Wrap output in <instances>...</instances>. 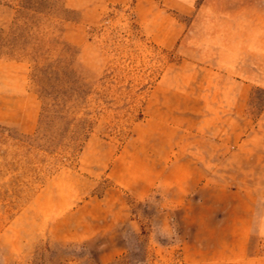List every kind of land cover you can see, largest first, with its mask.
<instances>
[{
    "label": "crops",
    "instance_id": "1",
    "mask_svg": "<svg viewBox=\"0 0 264 264\" xmlns=\"http://www.w3.org/2000/svg\"><path fill=\"white\" fill-rule=\"evenodd\" d=\"M113 1L131 3L140 33L179 56L178 70L187 82L179 91L165 90L171 106L148 105L156 114L134 124L131 138L111 158L107 146L89 137L77 169L58 170L42 182L20 212L21 234L11 243L14 259L27 264L46 240L58 247L83 246L98 263H110L126 252L135 224L126 203L131 197L152 199L163 212L185 213V264H256L247 253L253 195L213 185L189 136L217 130L219 101L229 98L227 90H235L234 101L245 100L252 89L264 90V0ZM216 75L225 78L226 90L216 89ZM0 81V124L32 134L38 105L24 65L0 62ZM101 150L104 162L96 159ZM102 179L110 185L98 196L94 189Z\"/></svg>",
    "mask_w": 264,
    "mask_h": 264
},
{
    "label": "rangeland",
    "instance_id": "2",
    "mask_svg": "<svg viewBox=\"0 0 264 264\" xmlns=\"http://www.w3.org/2000/svg\"><path fill=\"white\" fill-rule=\"evenodd\" d=\"M37 1L54 5L51 13L57 18L37 16V27L26 36V44L8 47L7 43L18 39L16 34L28 32V21H35L21 14V27L14 31L16 2L0 0V62L24 65L28 89L38 105L36 131L42 107H47L49 120L54 118L50 105L62 81H66L63 73L69 74L65 69L66 57L60 54L75 56L82 71L81 94L76 107L70 109L76 119L71 131L81 139L80 122L89 124L87 139L92 137L107 146L111 158L131 138L134 124L143 122L147 113L156 114L155 107L149 109L148 105L173 104L165 90L179 91L187 82L178 70L180 58L155 46L140 33L130 2ZM29 45L39 52L35 54ZM6 70L11 72L12 68ZM214 81L217 90H226L223 76L216 75ZM3 83L0 81V89ZM156 88L158 95L153 94ZM228 91L229 98L224 93L226 98L219 101L222 115L217 130L190 135L191 150L209 168L213 185L253 195L247 253L259 260L256 264H264V90L252 89L243 101L231 100L235 90L231 88L227 94ZM233 107L241 109L242 114H234ZM236 123L242 124L240 130L225 131ZM35 131L22 134L14 127L0 124V264H19L11 243L14 236L21 234L20 212L26 210L28 200L47 177L58 170L77 169L87 140L79 153L70 149L77 143H64L47 154L26 144L27 137ZM106 156L101 150L96 159L104 162ZM109 185L107 179L100 180L94 194L101 195ZM126 203L135 221L133 230L127 233L126 252L106 264H185V213L163 212L152 199L127 197ZM33 253L27 264H100L80 245L58 247L42 240Z\"/></svg>",
    "mask_w": 264,
    "mask_h": 264
},
{
    "label": "trees",
    "instance_id": "3",
    "mask_svg": "<svg viewBox=\"0 0 264 264\" xmlns=\"http://www.w3.org/2000/svg\"><path fill=\"white\" fill-rule=\"evenodd\" d=\"M15 2L17 7V16L15 17L14 22L12 23V29L14 31H19L21 27L19 26V22L21 18H24L20 16L21 14L29 16V20L32 19L36 23L27 20L28 24L30 25L28 32H23L25 36L22 33L16 34V38L18 37V39H14L13 41L7 43L8 47H15V45L17 44H26V36L30 33L31 29L37 27V16L47 15L49 17L57 18L51 13L55 7L54 5H45L37 0H15ZM23 25L26 24L23 22ZM28 48L31 49L35 54L39 52L36 48L34 49L33 47H31V45H29ZM21 49L23 50L25 48L21 47ZM61 56L66 57L65 69L69 74L65 75L63 73V77L66 79V81H62V87H59V91L55 96V99H53L52 105H50L51 108L54 109L53 111L55 116L54 118L49 120V117L47 116V107H42L39 113L37 129L35 133L32 136H28L26 140V144L28 146L39 151H43L47 154H52L55 150L63 146L64 143L67 144V146L70 144L73 145L77 143L76 146L70 147V149L74 153H79L81 150V145L85 142V140L87 139V135L90 133L91 130L90 125L82 121L80 122V125L83 126L81 132V139H77L75 133L71 131V127L76 121V119L74 112H72L70 109L76 107V103L80 99V74L82 71L77 64L75 56H71L67 53L64 55L60 54V57ZM49 68L51 69L56 67L50 66ZM49 68L47 69L49 70Z\"/></svg>",
    "mask_w": 264,
    "mask_h": 264
}]
</instances>
